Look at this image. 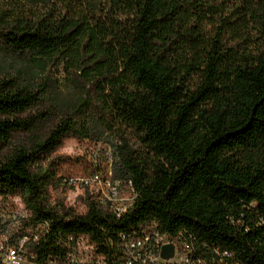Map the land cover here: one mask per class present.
<instances>
[{
    "label": "trees",
    "instance_id": "16d2710c",
    "mask_svg": "<svg viewBox=\"0 0 264 264\" xmlns=\"http://www.w3.org/2000/svg\"><path fill=\"white\" fill-rule=\"evenodd\" d=\"M94 1L76 18L52 6L0 14L1 54L65 59L83 82L64 105L48 79L0 75V197L48 222L41 254L69 235L109 254L154 222L206 264H264V0ZM106 135L132 208L117 218L90 197L84 213L53 205L64 170L91 169L59 149Z\"/></svg>",
    "mask_w": 264,
    "mask_h": 264
},
{
    "label": "built area",
    "instance_id": "2783aa9c",
    "mask_svg": "<svg viewBox=\"0 0 264 264\" xmlns=\"http://www.w3.org/2000/svg\"><path fill=\"white\" fill-rule=\"evenodd\" d=\"M64 185L88 189L90 198L108 205L117 218L129 211L136 199L131 181L103 173L66 178ZM47 234L48 222L34 221L20 196L0 197V264H206L194 253L191 243L162 234L154 222L132 234H122L116 251L109 254L80 235L60 237L57 252L41 254L39 249ZM168 245L173 246L174 254L165 259L162 249Z\"/></svg>",
    "mask_w": 264,
    "mask_h": 264
},
{
    "label": "rangeland",
    "instance_id": "374dc122",
    "mask_svg": "<svg viewBox=\"0 0 264 264\" xmlns=\"http://www.w3.org/2000/svg\"><path fill=\"white\" fill-rule=\"evenodd\" d=\"M88 1L95 3L94 0H0V14L5 11L9 15L24 14L27 16L43 12L47 7L52 6L61 12L66 9L71 10L76 18L77 13L81 15L83 12L90 11ZM45 61L44 66L37 67L32 58L12 57L0 53V75L6 73L16 75L20 71H27L36 80L48 79L55 90L56 100L60 104H74L79 101L83 95L81 77L71 71V66L65 63V59L59 63L49 58ZM115 145V139L108 135L100 141L69 139L59 149L58 154L71 158H82L91 166V169L88 174H85L81 166H76L72 169L73 172L64 170L65 177H84L99 172L115 178L118 175L116 170L119 163ZM87 190L79 185L73 188L49 189L48 194L53 205L61 202L65 207H72L77 213H84L86 210L84 201L90 197Z\"/></svg>",
    "mask_w": 264,
    "mask_h": 264
},
{
    "label": "water",
    "instance_id": "95a60500",
    "mask_svg": "<svg viewBox=\"0 0 264 264\" xmlns=\"http://www.w3.org/2000/svg\"><path fill=\"white\" fill-rule=\"evenodd\" d=\"M173 254H174V249L172 245L165 246L162 249V257L165 259L170 258L171 256H173Z\"/></svg>",
    "mask_w": 264,
    "mask_h": 264
}]
</instances>
